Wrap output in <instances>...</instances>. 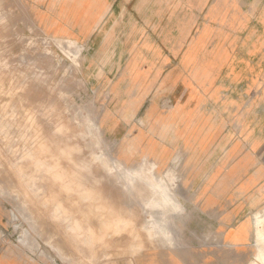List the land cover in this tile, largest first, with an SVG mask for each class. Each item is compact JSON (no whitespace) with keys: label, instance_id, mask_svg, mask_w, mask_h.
I'll list each match as a JSON object with an SVG mask.
<instances>
[{"label":"rangeland","instance_id":"obj_1","mask_svg":"<svg viewBox=\"0 0 264 264\" xmlns=\"http://www.w3.org/2000/svg\"><path fill=\"white\" fill-rule=\"evenodd\" d=\"M123 5L124 0H118L113 16L119 18ZM189 13L196 20L189 22ZM129 15L134 30L141 33L133 45L138 55L127 62V69L139 60L142 69H160L162 62L148 58L156 51L172 52L171 45L162 44L161 32L171 28L176 17L186 15L177 20L180 58L192 54L194 41L205 29L213 30L212 37H201L205 42L195 53L198 65L193 75H188L190 58L180 62L186 67L182 81L210 84L208 76L218 70L210 77L213 86L224 83L226 89L214 104V113L224 107L225 131L231 137L238 138L245 127L255 128L263 139L256 159L264 168V0H133ZM58 40L39 28L29 0H0V257L20 264H258L253 217L264 210L260 169L250 178L259 175L262 179L253 199L261 201L253 212L242 216L243 221L228 226L223 213L235 204L208 210L200 203L198 190L189 184L192 175L203 181L204 173L161 172V164L154 159L132 152L126 155L135 147L132 141H111L103 131L102 118L112 102L108 86L120 78L126 62L108 59L116 56L114 52L100 56L94 47L88 51L71 40ZM65 44L72 48L66 50ZM218 52L222 67L204 66L208 56ZM244 60L258 64L262 71L255 106L252 94L245 91L247 82L239 80L246 74L240 63ZM169 63L165 70L172 69ZM226 68L231 83L239 81L233 85L225 81ZM230 99L244 100L243 108L231 105ZM54 142L60 150L51 148ZM40 145L46 149L40 150ZM67 150L72 158L90 163L92 178L78 174L74 181L72 165L58 156ZM212 152L197 157L196 164L217 163L221 156ZM248 152L245 145L241 153ZM92 154L107 157V173ZM57 157L60 161H55ZM230 163L239 162L232 159ZM187 164L189 158L181 151L174 165ZM62 170L68 180L59 178ZM142 172L148 185L162 190L167 203L154 209L155 217L165 224L160 230L164 235L154 239L142 229L150 219L149 189L139 180L129 192L124 187L128 174ZM246 230L250 237H241Z\"/></svg>","mask_w":264,"mask_h":264},{"label":"crops","instance_id":"obj_2","mask_svg":"<svg viewBox=\"0 0 264 264\" xmlns=\"http://www.w3.org/2000/svg\"><path fill=\"white\" fill-rule=\"evenodd\" d=\"M29 1L32 16L45 34L53 38L71 40L77 45L88 47V51L94 47L96 54L100 56L114 52L116 56L108 59L126 62L120 78L107 85L112 102L109 112L102 118V126L109 140L132 141L135 147L131 151H125L126 155L132 152L154 159L161 164V172L180 169L179 172L188 174L204 173L203 181H198L199 176L192 175L189 184L198 190L199 201L208 210L223 204H235L223 213L222 219L230 222L227 223L228 226H236L243 221L242 216L246 212L254 211L253 208L261 201L253 202V199L262 179L259 175L250 177L257 169L264 174V168L259 167L260 162L256 159V152L258 153L262 146V136L253 126L246 128L243 120L238 121L245 127L244 130H239L241 133H238V138L231 137L232 134L225 131L227 118L223 117L224 107L220 106L221 110H216V114L213 107L226 89L224 83L213 86L210 77L216 76L215 72L218 70H212L214 72L208 76L210 84L202 82L201 87L193 85L191 80L182 81V71L186 67H181L180 62L190 58L192 63L188 69L189 76L193 75L198 65L195 53H185L180 58L182 48L177 20L186 15L173 19V26L166 27L161 32L162 44L171 45L172 52L166 54L156 51L152 58H148L162 62L160 69H142L139 59L136 65L127 69V62L132 60L133 55H138V50L133 49V45L137 43L141 33L138 28L134 30L129 15L133 0H124L119 18L113 16L118 7V0ZM190 13L189 22L191 19L196 20V16ZM176 60L178 63H175ZM206 60L204 66L219 67L223 58L211 53ZM170 61L172 69L165 70L164 68L170 66ZM217 61H220V64H217ZM240 63L246 68V74L239 80L247 82L245 91L252 94V104L255 106L261 68L258 64L247 63L246 60ZM224 77L225 81L232 84L227 68ZM227 101L234 107L243 108L244 100ZM228 102H225V105H228ZM245 145L250 148V152L241 153ZM213 150L218 151L221 156L217 163L206 161L209 164H196L197 157L213 155ZM181 151H185L189 158V164L183 167L174 165L176 156ZM232 159L239 163L231 164ZM248 205L252 207L246 208ZM250 235V230H246L242 232L241 237ZM0 264L20 263L0 257Z\"/></svg>","mask_w":264,"mask_h":264},{"label":"bare ground","instance_id":"obj_3","mask_svg":"<svg viewBox=\"0 0 264 264\" xmlns=\"http://www.w3.org/2000/svg\"><path fill=\"white\" fill-rule=\"evenodd\" d=\"M212 32L213 30L212 29H205L202 34H201V37L202 38H206V37H212ZM201 37H198V39H196L194 41V45H193V49L191 50V53H196V52H199V49L198 47L205 42L204 39H202ZM200 38V39H199ZM64 39L63 38H59L58 42L62 43ZM65 43V42H64ZM66 46V50L69 51V49L72 48L71 45H67L65 44ZM67 51V53H68ZM221 54L220 52L217 53V57L218 58H222L221 57ZM63 129V128H62ZM52 133V132H51ZM60 133V132H59ZM94 133V132H93ZM53 135V134H52ZM76 135V134H74ZM78 136V135H77ZM53 138V137H52ZM80 138V137H79ZM54 139V138H53ZM46 140H49V139H46ZM70 140V139H69ZM68 140V142H69ZM62 140H59V142H61ZM49 142V141H48ZM53 142V141H51ZM58 142V141H57ZM57 142H54L51 144V148L54 147V150L58 151L60 150L59 149V146L57 145ZM67 142V141H66ZM77 143V142H76ZM54 144V145H53ZM63 144V143H62ZM46 144H44L45 146ZM60 145V144H59ZM68 145V144H67ZM81 145V144H80ZM42 145H40V150H43L44 148L46 149V147H44ZM71 146V145H70ZM77 146V145H76ZM83 146V145H82ZM74 147V146H73ZM79 147V146H78ZM50 147H47V149H49ZM63 148V147H62ZM76 148V147H75ZM89 148V147H88ZM73 149V148H72ZM82 150V149H81ZM74 151V150H73ZM80 152V151H79ZM78 152V153H79ZM72 153V152H71ZM71 153L67 150V152L65 153L64 151H59V157H66V159H68L69 163L72 165V168H73V177H74V181L76 182L78 178V174L80 176V178H83V179H89V178H92L93 177V173L91 172V165L90 163L88 162H85L83 159H81L80 157H76V158H72L71 157ZM77 153V154H78ZM41 154V153H40ZM80 154V153H79ZM64 155V156H63ZM86 156V155H85ZM35 157V155H34ZM52 157V156H51ZM54 157V156H53ZM57 157V159H55V161H58L60 158ZM84 157V156H83ZM92 157L97 160V162H99L100 166H101V170L102 171H105L106 172V167L109 166V160L107 159V157L105 155H101L100 157H96L92 154ZM88 158V157H87ZM52 158H50L51 160ZM48 160V159H47ZM37 161V160H36ZM60 161V160H59ZM65 161V160H64ZM48 164V163H47ZM52 164V163H51ZM46 166V165H45ZM56 166L58 167V165L56 164ZM56 166H54L55 168H57ZM62 166V165H61ZM67 166V165H66ZM54 167L52 169H54ZM48 168V167H47ZM62 168V167H60ZM50 169V168H49ZM59 169V168H58ZM81 169H84L86 170V173L85 174H81L78 173L79 170ZM64 170V169H63ZM62 170V171H63ZM72 170V169H71ZM70 170V171H71ZM48 171V170H46ZM54 171V170H53ZM57 171V170H56ZM78 171V172H77ZM107 173V172H106ZM53 174V173H52ZM51 174V175H52ZM68 174V173H67ZM67 174L66 172H62L61 175H59V178L61 180H63L64 178L67 177ZM58 175V173H57ZM56 175V176H57ZM72 177V178H73ZM71 178V177H70ZM147 176L144 172L138 174V175H133V174H128V179H127V182H125L124 184V187L126 189L127 192L130 191V187H131V184L135 181V180H139L141 181L143 184H145L147 186V188L149 189V192H150V203L149 204H146V206L148 207L149 211H150V219H148L147 221H145L142 225V229L146 232L147 236L149 237V239H154L155 237H157V235H164V233L160 230H162L164 228V225L162 224V221L158 220L155 215H154V209L159 206V205H162V206H166L167 203L165 201V195L164 193L162 192L161 189H159V187L157 185H148V183L146 182V179ZM58 179V178H57ZM67 179V178H66ZM68 180V179H67ZM94 180V179H92ZM61 182V181H60ZM68 182V181H67ZM81 183V181L79 182V184ZM97 183V182H95ZM62 185V184H61ZM69 185V184H68ZM84 187V185H83ZM86 188V187H85ZM82 190H85V189H82ZM88 190V189H87ZM90 190V189H89ZM88 190V191H89ZM71 191V190H70ZM91 191V190H90ZM81 192V191H80ZM85 197V196H84ZM83 197V198H84ZM87 198V197H86ZM85 198V199H86ZM94 198V197H93ZM82 199V198H81ZM87 200V199H86ZM60 204V203H59ZM59 207V206H58ZM61 208V207H60ZM254 223L256 225V229H255V247H256V258H257V263L258 264H264V210L263 211H259L257 212L254 217ZM164 223V222H163ZM122 224H125V223H122ZM125 226V225H123ZM155 230H159V231H156ZM153 232V233H151ZM99 234V233H98ZM134 234V233H132ZM94 236V235H93ZM135 238H136V235L134 234ZM133 237V236H132ZM88 238V237H87ZM92 238V237H91ZM90 239V238H89ZM94 240V238H92ZM91 239V241H92ZM90 241V240H89ZM90 241V242H91ZM95 243V242H94ZM98 243V242H97ZM130 247V246H128ZM128 250V249H126ZM128 251H126L127 253ZM129 252H132V251H129ZM128 252V253H129ZM139 253V251H136ZM117 253V252H116ZM124 253V252H123ZM133 253V252H132ZM121 254V252H120ZM130 254V253H129ZM135 254V253H133ZM137 254V253H136ZM116 255V254H115Z\"/></svg>","mask_w":264,"mask_h":264}]
</instances>
